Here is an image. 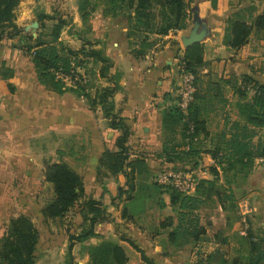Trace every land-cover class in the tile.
I'll use <instances>...</instances> for the list:
<instances>
[{"label": "crops", "instance_id": "0c3cea01", "mask_svg": "<svg viewBox=\"0 0 264 264\" xmlns=\"http://www.w3.org/2000/svg\"><path fill=\"white\" fill-rule=\"evenodd\" d=\"M73 1L19 0L14 24L26 34L27 27L37 22L39 14L51 15L52 8L55 10L57 6L68 13L66 6ZM196 1H199V17L205 19L210 28V36L200 44L203 66L196 84L199 98L194 102L206 127L204 135L198 138V145L202 150H212L227 141L235 122H242L239 105L244 100L237 90L243 89V78L264 86V33L253 31L246 45L229 49L223 44V35L235 0H217L215 8L210 0ZM261 11L253 13L246 21L252 22ZM71 15L77 25H81L77 8ZM112 20L95 15L89 39L93 48L103 49L112 62L110 75L115 80L102 81L105 86L117 87L113 96L114 112L129 129L130 157L143 160L147 171L151 167L179 164L167 163L159 159V155L163 134L161 109L168 104L163 96L176 94L178 59L185 52L180 31L159 38L147 56L135 60L129 53L126 28L115 25ZM19 38L0 40V237L10 218L25 215L39 232L35 264H88L86 250H80L102 241L120 245L128 257L127 264H179L182 252L168 242V231L160 229L163 219L143 226L138 218L146 206L143 204L136 209L135 204L139 205L140 201L135 198L136 191L129 194L131 199L124 193L121 196L119 188L126 190L125 177L109 175L105 177V184L97 182L98 161L105 150L117 151L115 141L120 133L109 128L99 106L92 110L83 97L70 91L58 94L41 84L31 57L20 49ZM60 40L69 46L79 44L67 35ZM245 94V100H251L249 89ZM53 145L60 154L55 156L54 162L47 158ZM201 155L205 156V166L199 179H211L208 168L215 165V161L207 153ZM57 158L82 177L86 197L100 201L108 214L107 221L95 226L96 237L74 244L70 255L67 254V231L70 229L69 233L74 234L79 230L80 208L55 220H45L41 213L51 197L46 202L44 196L43 201L40 190L48 187L52 191V184L45 181L44 165L59 162ZM230 181L236 202L239 199L250 202L246 235L264 241V157L255 160L248 174H236ZM220 183L224 185L222 177ZM155 197L157 210L165 217H175L168 195L161 193ZM149 198V194L144 197V203ZM212 205L207 229L212 236L200 244L203 250L196 259L194 257L195 264L210 255L213 256L211 264H226L229 252L236 247L229 233L237 232L239 239H243L237 209L235 213L224 212L216 198ZM218 256V261H214Z\"/></svg>", "mask_w": 264, "mask_h": 264}, {"label": "trees", "instance_id": "16d2710c", "mask_svg": "<svg viewBox=\"0 0 264 264\" xmlns=\"http://www.w3.org/2000/svg\"><path fill=\"white\" fill-rule=\"evenodd\" d=\"M210 1L211 6L215 8L217 0ZM99 4L103 6V17H125V36L129 53L135 60L147 56L159 38L170 32L186 29L190 20L187 0H77V11L83 26L88 24L91 14ZM18 5L19 0H0V40L20 36V49L31 57L41 84L58 94L70 91L83 97L92 110L97 106L101 108L109 128L120 134L115 141L117 151L105 150L98 161L97 182L101 171H105L104 177L122 175L126 180V193H134L137 189L135 181L147 172V166L143 160L130 157L127 147L129 129L123 124V119L114 112L113 96L117 87L94 88L88 82L91 81L89 74L90 77L107 83L115 80L114 76L110 75V58L105 55L103 49H94V45L86 40L82 41L78 50H72L62 44L58 32L52 35L38 34L36 38L21 36L22 31L14 24V12ZM37 20L40 24L39 30L44 29V22L58 21L54 16L44 13L39 14ZM253 31L264 33V11L253 17L252 22L228 17L223 44L229 49H239L247 44ZM202 55V45L195 44L186 49L178 59V74L184 71L195 77L194 101L186 114L178 107L177 95L172 93L164 94L163 99L168 104L161 109L163 134L159 159L167 163L192 160L193 169L199 165L201 154L207 153L215 161V165L208 168L211 179L196 181L192 195H183L171 186L168 187L169 190L165 186H152V189L157 191L155 196L160 193L168 195L170 206L175 212V217H166L159 227L168 231V242L176 249L202 241L206 229L200 223L198 212L214 204L215 198L224 212L235 213L237 202L230 188L231 178L236 174H248L255 160L264 157V86L246 77L242 81L243 89L237 90L244 100L239 105L242 122L237 121L230 127L229 138L221 143L222 146L202 150L198 145V138L204 135L206 130L205 121L198 112L199 107L194 104L199 98L196 84L203 66ZM60 75L69 76L70 80ZM89 86L94 88L93 93H90ZM246 89L254 90L251 100L248 101L245 100ZM222 137L225 138L224 135ZM44 177L53 187V199L41 211L45 220L62 219L79 201L84 202L80 207L83 222L81 232L68 237L67 250L70 255L74 244L84 243L96 237L95 226L107 221L108 214L100 201L86 197L82 177L63 161L45 163ZM221 177L224 185L220 183ZM120 193L122 196L124 192ZM128 197L132 198L130 195ZM88 216L90 218H87ZM38 239L39 232L28 216L18 215L10 218L0 237V264H35L34 253ZM242 241L245 254L232 258L226 264H264V241L249 234ZM87 255L88 264L128 262L124 249L110 241L89 246ZM212 258L210 255L196 264H211Z\"/></svg>", "mask_w": 264, "mask_h": 264}, {"label": "rangeland", "instance_id": "374dc122", "mask_svg": "<svg viewBox=\"0 0 264 264\" xmlns=\"http://www.w3.org/2000/svg\"><path fill=\"white\" fill-rule=\"evenodd\" d=\"M189 1V15H190V20L188 25L190 24L191 18H192V10L194 9H198V4L199 1L196 0H187ZM102 5L99 4L96 6V10L94 11L93 14H91L88 24L86 26L82 25V22L80 20L81 25H77V22H75L74 20V16L71 15V12L74 10V8H77V0L73 1L72 3H70L68 6H66L65 11H67L68 13H64L62 10H59V8H61V6H57V8L54 10L52 8L51 11V15L55 17L56 20L58 21H48V22H44L43 26L44 29L39 30V22H38V27L35 30H32L30 28L31 24L28 26V30L26 32V34H22L21 36H31L33 38V36L37 37L38 34H43V35H52V34H56L58 32V35L60 36V38L65 35L72 37L73 40L79 41V44L77 46H75V44H72L73 46H69V44L65 43L64 41H61L62 44L64 43L65 45L69 46L70 49L72 50H78L82 44L81 42L83 40H86L87 42H90V34L92 32V24H91V20L95 17V15L97 14H102ZM262 10V11H261ZM257 11H261L260 13H262L264 11V0H235V3L231 4V13L229 15V17L232 18H236L238 20H249L253 13H256ZM78 13V11H77ZM259 13V14H260ZM79 15V14H78ZM38 18V16H37ZM115 23V25L121 27L124 26L126 28V21H125V17L119 15L117 17L112 18ZM34 23V22H33ZM61 24V25H59ZM226 26V24H225ZM119 29V28H118ZM37 34V35H36ZM91 66V65H89ZM79 72V71H78ZM91 74L88 75V78L91 79V81H88L90 85H92L94 88L95 86H105L103 81H100L99 79H95V77H90ZM90 88V93L94 92V88H92L91 86H89ZM261 135V134H260ZM56 155H60L59 152L55 149V146L53 145V148L51 150L50 155L47 157L49 161L54 162L55 156ZM200 158V167L193 169L192 166V160L189 162L183 161L182 163L176 164L174 166H167L166 168L163 167H151L149 168V170L145 173L142 174L141 177L143 178H138V180L135 181V186H137L136 189V193H135V198H138L140 201H138L139 205L135 204L136 209H139V206H142L143 204L146 206V209L142 212V215L138 218L139 219V223L143 224V226H149L148 223L151 222L152 224H156V220L158 219L159 221L161 219H165V215L163 213H161L160 211L157 210V207L154 205L155 204V200L157 197H155V194L157 191L153 190L152 188L154 186H159V187H164V185L159 184L156 180L158 178V176L160 174H168L170 172L176 171V172H182V173H190L193 178L198 181L199 178L201 176H203V172H204V166H205V156L201 155ZM57 160L59 161L60 158H57ZM206 168V167H205ZM101 175H99V181L98 183L103 185L105 184V177L107 176H103L105 174V171H101ZM100 176L102 178H100ZM109 176V175H108ZM153 186V187H152ZM169 186H165V188H167L168 190L170 188H168ZM124 187H120L119 190L121 192H124V195L126 198H128L129 194L126 193L128 191H122ZM41 192H43V196H42V200L44 201V196H45V201L47 202L49 200V198L52 200L53 199V187H52V191L48 190V187H46L45 190L41 189ZM149 194L150 196V200L144 203V197L146 198L147 195ZM161 194V193H160ZM154 195V197H152ZM240 200V199H239ZM238 200V201H239ZM49 203V202H48ZM47 203V204H48ZM83 200H81V202L79 201L71 210L73 209H79L82 204H83ZM143 205V206H144ZM142 206V207H143ZM211 208L213 207L210 206ZM210 207L201 209L199 210L198 214L200 217V223L205 227L206 229V235L204 236V238L202 239V241H200L197 244H189L183 248H180L181 256L182 258L180 259V263L179 264H195L194 260L196 259V256H199L200 252H202L203 247L200 246V244L202 242H204V240L207 239H211V232H208L207 229L208 228V224H209V215L211 214L209 211ZM71 210L69 212H71ZM68 212V213H69ZM157 214H159V216H157ZM175 214V212H174ZM65 217V216H64ZM63 217V218H64ZM110 217V216H109ZM87 218H90V216H88ZM70 223V222H69ZM82 218H81V224L79 225V230H75L74 234L69 233L70 229H68L67 231V235L69 236H74L76 234H79L81 232V228H82ZM88 223H86L85 226H87ZM69 226V225H68ZM207 227V228H206ZM246 228V227H245ZM152 230V229H151ZM237 232H230L229 234V238L232 240V244H234L233 249L229 252L228 255H230L229 260H231L232 258L238 256V255H244L245 254V246L244 244H242L243 241H241L240 235ZM208 236V237H207ZM243 238L246 235H241ZM74 246V245H73ZM91 246V245H89ZM89 246L83 247L80 252L82 250H86V253L88 252V248ZM200 246V247H199ZM79 252V253H80ZM199 252V253H197ZM68 254V252H67ZM69 255V254H68ZM195 257V259H194ZM219 256L216 258V260L214 261H218Z\"/></svg>", "mask_w": 264, "mask_h": 264}, {"label": "built area", "instance_id": "2783aa9c", "mask_svg": "<svg viewBox=\"0 0 264 264\" xmlns=\"http://www.w3.org/2000/svg\"><path fill=\"white\" fill-rule=\"evenodd\" d=\"M67 80H70L69 76L60 75ZM195 92V77L187 72L182 71L178 74V86L176 95L178 97V107L186 114L189 106L194 101ZM254 94V90H251ZM159 184L164 186H171L176 191L183 195H192L195 191L196 180L190 173L182 172H170L168 174H160L156 180ZM237 212L242 224V235H246L245 225L247 218L250 214V202L248 199H241L237 202Z\"/></svg>", "mask_w": 264, "mask_h": 264}, {"label": "water", "instance_id": "95a60500", "mask_svg": "<svg viewBox=\"0 0 264 264\" xmlns=\"http://www.w3.org/2000/svg\"><path fill=\"white\" fill-rule=\"evenodd\" d=\"M38 23L34 22L30 28L35 30ZM28 30V27H27ZM210 36V28L205 19L199 17V10H192V18L188 27L180 31L179 38L184 50L195 44H201Z\"/></svg>", "mask_w": 264, "mask_h": 264}]
</instances>
